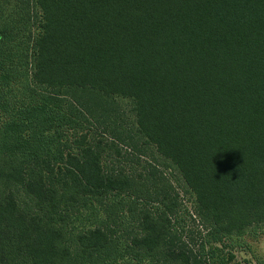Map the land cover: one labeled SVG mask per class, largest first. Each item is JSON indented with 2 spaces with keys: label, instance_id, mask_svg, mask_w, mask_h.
Returning a JSON list of instances; mask_svg holds the SVG:
<instances>
[{
  "label": "trees",
  "instance_id": "obj_1",
  "mask_svg": "<svg viewBox=\"0 0 264 264\" xmlns=\"http://www.w3.org/2000/svg\"><path fill=\"white\" fill-rule=\"evenodd\" d=\"M261 229L264 0H0V264H232Z\"/></svg>",
  "mask_w": 264,
  "mask_h": 264
},
{
  "label": "rangeland",
  "instance_id": "obj_2",
  "mask_svg": "<svg viewBox=\"0 0 264 264\" xmlns=\"http://www.w3.org/2000/svg\"><path fill=\"white\" fill-rule=\"evenodd\" d=\"M120 105L125 114L126 120L129 123H134V115L131 111L132 106L128 101H120ZM128 149L131 153V149ZM144 160L152 162L157 165L160 170L169 175L173 185L177 188L181 199L183 200L185 208L192 209V196L187 192V188L178 172L173 170L170 163L164 161L154 149L149 150L148 154L142 157ZM191 230L194 231L193 222L189 220ZM244 246L235 250L236 261L232 264H264V229L258 230L257 235H247L243 241Z\"/></svg>",
  "mask_w": 264,
  "mask_h": 264
}]
</instances>
